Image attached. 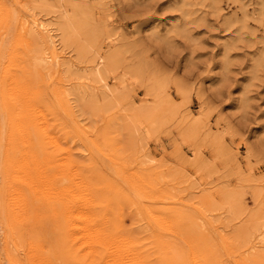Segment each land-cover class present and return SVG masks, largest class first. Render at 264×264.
I'll return each mask as SVG.
<instances>
[{
  "label": "rangeland",
  "instance_id": "1",
  "mask_svg": "<svg viewBox=\"0 0 264 264\" xmlns=\"http://www.w3.org/2000/svg\"><path fill=\"white\" fill-rule=\"evenodd\" d=\"M25 14L46 24L61 67L47 60L40 69L34 44L19 42ZM11 54L17 62L6 71ZM15 74L32 76L38 95L22 108L42 104L56 146L34 138L11 166L7 152L21 153L6 150L0 101V191L15 169L49 175L69 193L82 188L81 175L130 199L119 202L125 229L160 232L188 262L195 235L210 264H264V0H0V95ZM23 185L18 248L29 264L31 234L39 231L46 255L52 220ZM1 204L0 264H9ZM147 207L163 211L162 227L147 225Z\"/></svg>",
  "mask_w": 264,
  "mask_h": 264
},
{
  "label": "bare ground",
  "instance_id": "2",
  "mask_svg": "<svg viewBox=\"0 0 264 264\" xmlns=\"http://www.w3.org/2000/svg\"><path fill=\"white\" fill-rule=\"evenodd\" d=\"M18 35L20 43L23 42L27 46L34 44L35 52H38L40 69L42 66L46 67L47 60L50 61V68H59L64 64L63 61H60V54L54 48L55 44L46 24L39 18H29L26 14L23 15L20 19ZM15 59L12 54L8 57L6 71L14 66L17 62ZM19 70L24 74L22 66ZM40 72L36 70V76H39ZM98 73L99 71L94 72L97 76ZM30 76L27 75L25 79L21 80L18 75H13L11 86L7 88L6 93H3V89L0 95L2 109L7 114L9 128H11L6 150L13 149L16 153H21L10 155L7 152L6 158L11 166H16L20 162L19 158L22 157V154L29 153L27 147L33 146L34 138L42 143L44 149L48 145L56 146L53 131L48 129V118L42 104L36 100H30L29 107L22 108L28 99L36 98L38 95L37 89H31L30 81H28L32 78ZM8 99L11 102L6 105ZM36 156L37 154L34 156V160ZM43 159L52 161V157H43ZM14 172L15 175L11 174L13 177L10 189L7 192L6 189L3 192L0 191V204L2 202V211L5 216L3 217L4 222H2L4 252L9 264H22L18 247L21 244L20 237L25 229L23 221L28 215L23 183L34 186L36 192L29 194L28 198L42 204L41 208L44 212L49 213L52 220L53 236L46 255L43 253L47 248L38 239L39 231L31 234L32 242L29 253L26 254L29 264H210L200 258V250L196 248L199 247V243L193 239L195 235L190 239L194 242L193 245L189 246L188 240L186 242L191 249V261L188 262L181 245L176 241L161 237L160 232L156 234L152 233V230L143 229L147 232L141 235L140 231L125 229L120 218L121 214L118 212L121 205L119 202L123 197H121V192L116 189L109 194L108 188L102 190L89 182L88 177H86L88 181H85L84 177L80 175L78 177L82 179V184H80L82 188L77 191L71 189L72 192L69 193L68 189H57L52 181H48L49 175L40 174L38 179L30 176L22 178L21 175L16 174L18 172L16 169ZM62 195L65 196L64 199ZM123 200L129 201L130 199L124 198ZM146 210L147 212H144L148 219L147 225L156 223L159 228L162 227L161 219L165 218L163 211L151 207H147ZM38 213L39 209L36 211V207H32L31 216L36 217ZM172 214L177 219L182 217L180 211H173ZM15 225L20 226L18 228ZM29 225L31 224L29 223ZM177 226L178 224L176 228ZM187 233L191 234L192 232L187 230ZM8 236L13 238L12 248L6 241ZM206 243L204 241V244ZM22 249L25 252V249ZM238 264L245 263L238 261Z\"/></svg>",
  "mask_w": 264,
  "mask_h": 264
}]
</instances>
